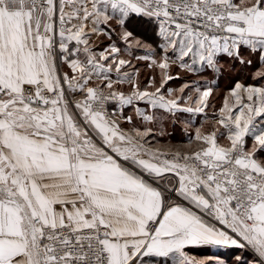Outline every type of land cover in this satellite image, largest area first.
I'll use <instances>...</instances> for the list:
<instances>
[{
	"label": "snow or ice",
	"instance_id": "1",
	"mask_svg": "<svg viewBox=\"0 0 264 264\" xmlns=\"http://www.w3.org/2000/svg\"><path fill=\"white\" fill-rule=\"evenodd\" d=\"M0 264H264V0H0Z\"/></svg>",
	"mask_w": 264,
	"mask_h": 264
},
{
	"label": "trees",
	"instance_id": "2",
	"mask_svg": "<svg viewBox=\"0 0 264 264\" xmlns=\"http://www.w3.org/2000/svg\"><path fill=\"white\" fill-rule=\"evenodd\" d=\"M221 252H226L225 249H217V248H213V247H200V248H197L195 251H193V253H195V255H204V256H208L209 257H212L214 255H217L218 253H221Z\"/></svg>",
	"mask_w": 264,
	"mask_h": 264
},
{
	"label": "rangeland",
	"instance_id": "3",
	"mask_svg": "<svg viewBox=\"0 0 264 264\" xmlns=\"http://www.w3.org/2000/svg\"><path fill=\"white\" fill-rule=\"evenodd\" d=\"M221 87L223 88V84L221 85ZM218 103H219V101H218ZM180 135H181V134L178 132V133H177V137L179 138ZM196 256H198V257H209V255H208V256H204V255H196Z\"/></svg>",
	"mask_w": 264,
	"mask_h": 264
},
{
	"label": "crops",
	"instance_id": "4",
	"mask_svg": "<svg viewBox=\"0 0 264 264\" xmlns=\"http://www.w3.org/2000/svg\"><path fill=\"white\" fill-rule=\"evenodd\" d=\"M207 247V246H206ZM209 247V246H208ZM214 248V247H213ZM193 255H195V253L192 252Z\"/></svg>",
	"mask_w": 264,
	"mask_h": 264
}]
</instances>
